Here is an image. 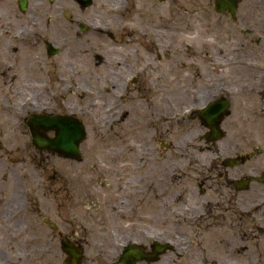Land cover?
Listing matches in <instances>:
<instances>
[{"label":"flooded vegetation","instance_id":"flooded-vegetation-1","mask_svg":"<svg viewBox=\"0 0 264 264\" xmlns=\"http://www.w3.org/2000/svg\"><path fill=\"white\" fill-rule=\"evenodd\" d=\"M0 264H264V0H0Z\"/></svg>","mask_w":264,"mask_h":264},{"label":"water","instance_id":"water-1","mask_svg":"<svg viewBox=\"0 0 264 264\" xmlns=\"http://www.w3.org/2000/svg\"><path fill=\"white\" fill-rule=\"evenodd\" d=\"M77 150L75 149V152H76Z\"/></svg>","mask_w":264,"mask_h":264}]
</instances>
